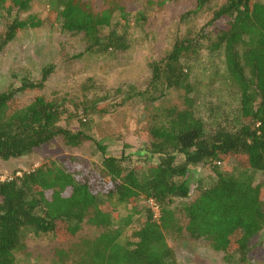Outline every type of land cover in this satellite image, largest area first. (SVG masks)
Here are the masks:
<instances>
[{
	"label": "trees",
	"instance_id": "trees-1",
	"mask_svg": "<svg viewBox=\"0 0 264 264\" xmlns=\"http://www.w3.org/2000/svg\"><path fill=\"white\" fill-rule=\"evenodd\" d=\"M191 1L193 7L176 20L169 49L150 63L147 86H129L115 103L152 105L171 93L184 102L167 110L166 120L152 130L153 140L141 151L146 166L125 151L111 154L89 133L91 118L107 112L108 99L81 106L40 94L20 105V95L45 89L56 73L54 63L40 80L26 76L0 92V160L22 159L62 141L72 149L89 144L101 162L89 168L84 158L71 155L0 181V264H16L28 238L71 241L68 250L56 251L58 264H179L168 235L183 234L208 242L225 264L250 262L253 243L264 234V0H225L216 8L214 0ZM36 2L45 4L59 32L83 36L86 50L74 60L87 67L128 53L139 43L131 36L144 33L148 21L146 12L133 21L124 0H104L102 7L94 0H0V55L20 33L42 25L31 12ZM182 2L147 0V6ZM205 52L223 57L217 78L231 84L238 101L229 113L224 102L210 101L207 118L198 107L191 67ZM73 120L80 130L68 127ZM200 168H209L213 180L194 196L193 169ZM150 201L159 213L151 204L138 210ZM114 202L133 212L119 222L106 210ZM134 214L144 220L126 237ZM86 224L97 235L74 241Z\"/></svg>",
	"mask_w": 264,
	"mask_h": 264
},
{
	"label": "rangeland",
	"instance_id": "rangeland-1",
	"mask_svg": "<svg viewBox=\"0 0 264 264\" xmlns=\"http://www.w3.org/2000/svg\"><path fill=\"white\" fill-rule=\"evenodd\" d=\"M94 1L99 7L104 4V0ZM124 1L133 21H136L137 14L140 12H146L148 17L144 33L136 31L131 36L139 43L134 44L124 55L115 59L102 60L89 67L85 62L74 60L77 55L86 50L87 44L83 36L72 37L59 32L48 20L45 4L34 3L31 12L33 15H38L43 23L35 29L30 28L20 33L0 55V92L8 90L11 86H18L20 80L26 76L40 80L42 70L54 63L57 66L56 73L48 80L45 89L20 95L18 97L20 105L29 103L40 94H44L49 100L66 98L81 106H84L86 102L91 104L97 100L103 101L101 102L103 104L108 99V107L101 105V108L106 107L107 112L98 113L91 118L92 131L89 133L103 140L111 154L120 155L125 151L126 154L135 155L140 159V164L146 166V162L143 161L145 155L141 151L153 140L152 130L166 120L167 110L182 108L184 102L179 94L171 93L167 99L152 105H130L117 108L115 103L129 86L141 89L147 86L151 78L150 63L160 58L169 49L177 18L189 11L193 7V2L183 0L181 4L167 5L164 8L156 5L148 8L147 0ZM224 2L225 0H214L212 8ZM209 17L208 14L203 19V23L210 19ZM4 26V20L0 19V32ZM191 67L192 81L196 86V95L200 99L198 107L204 117L207 118L210 115L206 105L210 101L216 104L224 102L223 110L226 113H229L230 107H237L238 101L234 88L227 80L217 78V73L224 72L221 55L210 56L205 52ZM211 89H214V92ZM68 127L75 132L82 126L78 120H73ZM71 155L84 158L89 168H94L101 163L89 144L81 149H72L66 147L62 141H57L28 157L7 162L0 160V180H11L22 176L25 172L38 169L50 161H62ZM193 171L194 196H197L198 189L208 187L213 180V175L209 168L193 169ZM257 180L259 181L260 178ZM144 207H151V205L143 202L138 210L141 211ZM106 210L111 211L113 217L119 222L133 212L130 207L118 205L115 202ZM143 220L142 214H134V223L126 229L125 236L130 237ZM97 233L95 228L86 224L74 241L94 237ZM69 242L71 241L61 243L54 238H28L25 252L16 256V264H58L56 251L68 250ZM168 243L174 250L179 264H225L224 256L214 252L205 240H194L187 234L168 235ZM253 246L248 264H264V234L255 239ZM66 263L71 264L67 259Z\"/></svg>",
	"mask_w": 264,
	"mask_h": 264
},
{
	"label": "built area",
	"instance_id": "built-area-1",
	"mask_svg": "<svg viewBox=\"0 0 264 264\" xmlns=\"http://www.w3.org/2000/svg\"><path fill=\"white\" fill-rule=\"evenodd\" d=\"M150 204L153 206V209L159 213L158 208L156 207V205L154 204V202L153 201H150Z\"/></svg>",
	"mask_w": 264,
	"mask_h": 264
}]
</instances>
